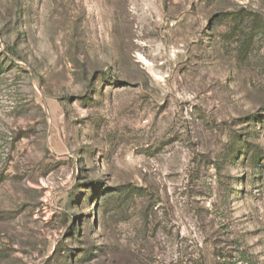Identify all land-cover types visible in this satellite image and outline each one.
I'll return each instance as SVG.
<instances>
[{
  "label": "rangeland",
  "instance_id": "rangeland-1",
  "mask_svg": "<svg viewBox=\"0 0 264 264\" xmlns=\"http://www.w3.org/2000/svg\"><path fill=\"white\" fill-rule=\"evenodd\" d=\"M0 264H264V0H0Z\"/></svg>",
  "mask_w": 264,
  "mask_h": 264
},
{
  "label": "trees",
  "instance_id": "trees-1",
  "mask_svg": "<svg viewBox=\"0 0 264 264\" xmlns=\"http://www.w3.org/2000/svg\"><path fill=\"white\" fill-rule=\"evenodd\" d=\"M237 18H238V16H237ZM255 34H256V33H255ZM254 37H255L254 35H253V36H251V42H252V40L254 39Z\"/></svg>",
  "mask_w": 264,
  "mask_h": 264
}]
</instances>
